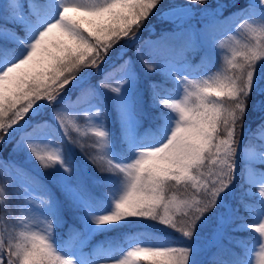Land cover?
<instances>
[{
	"label": "snow or ice",
	"instance_id": "obj_1",
	"mask_svg": "<svg viewBox=\"0 0 264 264\" xmlns=\"http://www.w3.org/2000/svg\"><path fill=\"white\" fill-rule=\"evenodd\" d=\"M153 15L168 27L142 42ZM232 25L246 40L222 49ZM72 108L94 172L51 139ZM14 140L47 176L0 164L27 213L0 231V264H264V0H0V146ZM109 233L129 234L88 247Z\"/></svg>",
	"mask_w": 264,
	"mask_h": 264
},
{
	"label": "trees",
	"instance_id": "obj_2",
	"mask_svg": "<svg viewBox=\"0 0 264 264\" xmlns=\"http://www.w3.org/2000/svg\"><path fill=\"white\" fill-rule=\"evenodd\" d=\"M216 0H210V3L213 5L215 4ZM224 3H229L230 0H222ZM241 4L245 3L246 0H240ZM196 8L202 7L201 5H196ZM235 13L236 9H225L224 15L229 17V21L236 20V24H240L241 21L236 19V15L229 16V13ZM238 15V13H237ZM151 25L155 28V34L159 35L161 28H166L168 25L164 22H162L159 18L158 15H153L151 16L145 24V29L142 30V37L141 41L143 42L144 40H150V39H155L156 35H150V29H148V26ZM236 26L232 25V27L229 30L234 29ZM237 31V30H236ZM227 33V32H225ZM246 40V33L245 31L242 33V42ZM123 43V42H122ZM133 53V50H129V55ZM212 57H214V62L212 66L208 68L209 72H215L218 67H222V61H223V56L221 53L218 52H212L211 53ZM203 56V53H197L195 55V58L193 59L194 64H207V60L202 61L201 57ZM127 58V57H125ZM102 68L107 70L106 65H102ZM89 71V70H87ZM93 72V78L91 79V83H96V81L102 79V75H96L94 70H91ZM111 82V81H110ZM79 95V90H72L69 89L67 91V96H68V101H66V104H70L72 101L76 100V96ZM56 107L60 108L61 105L57 104ZM64 115H65V122L68 125V135L67 136H62V135H53L52 138L54 139L56 145H62L63 148L66 151H70L72 155V159L75 162V164L81 166V167H86V170L89 171H95L94 167L91 164H87L84 160V156L81 154L80 148L76 147L74 145H80L83 146L85 152H92L94 149L90 145L86 143V141L91 139V134L85 135V133L79 131H76V128L78 127L80 129L81 123L84 121V115L79 114L77 115V110L75 108L72 109H67L64 110ZM42 116L45 120H48L50 123L55 125V121L52 119V112L51 109L46 110L45 112L42 113ZM33 122H35L33 120ZM81 130V129H80ZM31 131V129H29ZM59 131V129H58ZM19 137L17 136L16 139ZM72 141V144H69L68 141ZM256 144H259V141H255ZM15 144V140L11 144H7L5 146H0V164H2L3 160H7L11 158L12 160L15 161L16 165H19L20 169H22L24 172L30 173L32 175H37L41 178H46L47 173H45L39 166L38 162H36L34 159H30L28 162L25 161V156H24V151H27L26 149L24 151H19L13 153L12 149ZM29 159V158H28ZM239 171V169H238ZM9 182H11L12 187L10 188V191L16 195L13 200L11 205L9 206L6 201L3 199H0V231H3L5 225L11 230L14 226L18 225L21 219H19L20 215V210H23V206H25V196H24V186L20 181H13L11 180L10 173L4 169L2 166H0V184H5L7 185ZM103 191V189H102ZM182 191V190H181ZM13 210V215L10 217L8 216V211ZM241 215H244L245 218H247V214L241 210ZM138 232H144L145 230L143 228L137 229ZM152 234L155 236H160V235H169L170 233H166L163 231V228L161 227H155L150 230ZM58 234H63L66 232L65 229H58L57 230ZM129 233H121V234H115V233H109L107 235L105 234H99L95 235L94 237L90 238L88 247H95L98 244H105L109 241L112 240H120L123 238L124 235H127ZM7 235V233H5ZM172 235V238L175 239L177 238L175 234H170ZM65 238H67L65 236ZM151 242V241H148Z\"/></svg>",
	"mask_w": 264,
	"mask_h": 264
},
{
	"label": "rangeland",
	"instance_id": "obj_3",
	"mask_svg": "<svg viewBox=\"0 0 264 264\" xmlns=\"http://www.w3.org/2000/svg\"><path fill=\"white\" fill-rule=\"evenodd\" d=\"M229 31H232V30H229ZM243 32H244V30L241 29V30H237V31H232V35L231 36H229L227 33L222 35L220 37V48L229 49L232 46V44L234 43L233 37L235 39L242 40V33ZM89 71H91V70H89ZM111 82H113V81H111ZM21 123H23V121H21ZM87 127H88V121L84 117V121L80 125V129H81L80 131L83 132V133H86ZM51 139H52L53 143L56 144L55 141L53 140V138H51ZM93 140H94V137H91V139L89 141L87 140L86 143L91 146L92 143H93ZM24 155H25V161L24 162H28L30 159H28L27 151L24 152ZM22 213H23V216L25 218L27 213L24 210H23ZM157 227H160V228L162 227L163 228V226H157Z\"/></svg>",
	"mask_w": 264,
	"mask_h": 264
}]
</instances>
